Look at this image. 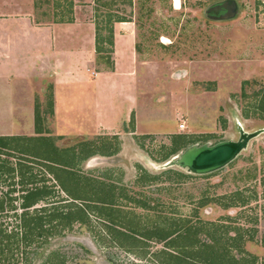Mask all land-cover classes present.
I'll return each instance as SVG.
<instances>
[{
  "label": "rangeland",
  "instance_id": "obj_1",
  "mask_svg": "<svg viewBox=\"0 0 264 264\" xmlns=\"http://www.w3.org/2000/svg\"><path fill=\"white\" fill-rule=\"evenodd\" d=\"M180 5L0 0V264H160V250L180 251L145 237L185 221L214 238L240 237L233 258L264 264V0ZM30 13L37 25L59 24L57 48H40ZM128 33L133 68L122 62ZM96 36L104 48L119 39L115 61L113 46L96 54ZM48 54L59 63L55 76L69 81L31 82ZM241 134L256 136L219 171L164 167L191 146ZM85 143L91 155L80 153ZM44 186V197L22 209L27 191ZM74 206L86 209L83 223L62 228L49 218ZM24 217L45 221L27 241L14 236Z\"/></svg>",
  "mask_w": 264,
  "mask_h": 264
},
{
  "label": "trees",
  "instance_id": "obj_2",
  "mask_svg": "<svg viewBox=\"0 0 264 264\" xmlns=\"http://www.w3.org/2000/svg\"><path fill=\"white\" fill-rule=\"evenodd\" d=\"M111 17V16H110ZM121 21V20H117ZM124 21V20H122ZM98 29V28H96ZM96 45H95V52L96 54H109L112 53V46L113 41L112 39L108 40L107 44L109 48L101 47L99 44V37L96 36ZM5 138L0 137V146L4 149L7 147L5 143ZM174 144V143H173ZM87 143L82 144L83 149L80 151V153H85L84 155H91L94 150L89 149V146L86 147ZM87 148V152L85 149ZM176 149V145L174 144L172 149H170L169 154L174 152ZM75 154V152H74ZM76 155V154H75ZM169 155H166L168 157ZM53 162V161H50ZM54 163V162H53ZM3 164L0 165V172H2V169L5 167V165L2 167ZM68 165V164H67ZM52 167V166H49ZM54 169V168H51ZM7 171L11 173L12 168L7 167ZM56 171V169H55ZM170 171V170H167ZM55 180L58 182L59 186L62 187L63 190H65V182L61 180L59 174L54 172ZM101 185V184H100ZM64 187V188H63ZM47 188L44 186L42 188H36L27 191V193L23 196V204L22 209H27L31 207L34 203L37 201H40L42 196L47 193ZM69 194L71 196H74L76 193L73 191H69ZM77 195V194H76ZM78 196V195H77ZM75 200L79 198L73 197ZM144 205V204H143ZM0 208H2V202L0 201ZM74 210L71 211H61L57 213L50 214V219H56L58 220V225L62 228H66L70 226L74 221H81L82 223L85 221L86 217V209H82L81 207L74 206ZM116 214V213H113ZM25 214H21L20 217L23 218ZM112 221V220H111ZM21 224H18L17 226V232L14 233L15 238H19L20 234L24 235L20 236L21 240L27 241V234L31 233L35 228H41L42 224L45 222L42 220L41 217L32 218V217H24L23 223L22 220L19 221ZM32 225V228H31ZM24 230V232L19 231V229ZM0 229H3L2 226H0ZM117 232V239H123L125 240L127 237V234H123L120 230H115ZM217 231V228L215 229V233ZM212 232H207L203 229L201 225L196 226L193 224H188V221H185L184 224H178L173 223L171 224L167 229L166 228H157L154 230L152 234H148L145 238L152 239L155 238L159 242H167V249H178L180 253L176 252V255L171 254L168 250H160L154 256L156 257H164L165 259H160V264H195L197 262L198 264H242L236 261L233 258L232 255V248L236 247L235 243H239V238H231L229 236H224L222 234V238H214L212 236ZM0 233H4L3 230H0ZM201 234H205V240H200L199 236ZM30 235V234H29ZM123 236V237H122ZM173 237V239H172ZM169 239V240H168ZM209 239L210 242H207L206 240ZM168 240V241H167ZM179 243V244H178ZM178 244V245H177ZM120 245L122 243L120 242ZM195 248H198L195 250ZM190 250L193 254H190ZM178 253V254H177ZM232 255V256H231ZM145 256V254H144ZM168 257V259H166ZM169 260V262H167ZM64 261V260H62ZM171 261V263H170ZM244 264V263H243Z\"/></svg>",
  "mask_w": 264,
  "mask_h": 264
},
{
  "label": "water",
  "instance_id": "obj_3",
  "mask_svg": "<svg viewBox=\"0 0 264 264\" xmlns=\"http://www.w3.org/2000/svg\"><path fill=\"white\" fill-rule=\"evenodd\" d=\"M255 136L256 134H241L237 141L191 146L164 167L178 166L195 175L214 173L232 163Z\"/></svg>",
  "mask_w": 264,
  "mask_h": 264
},
{
  "label": "crops",
  "instance_id": "obj_4",
  "mask_svg": "<svg viewBox=\"0 0 264 264\" xmlns=\"http://www.w3.org/2000/svg\"><path fill=\"white\" fill-rule=\"evenodd\" d=\"M31 15L32 13H30L29 15H26L25 17L29 18V20L26 19V22L29 21L28 27H30L31 31L34 33H39L42 35V41L39 42L41 43L40 48L43 49V47L48 48V49H52L54 50L55 48H57L58 44L60 43L59 40H57V38H54L53 32L56 31L57 27L59 26V24H55V23H49V24H43V25H37L34 23L33 20H31ZM24 18V17H21ZM18 18V19H21ZM17 21V19L15 20ZM27 26V23H26ZM45 34H47L49 37L44 36ZM117 37V36H116ZM49 39V41H46L44 43H42L44 41V39ZM121 43L124 44V48H123V57H122V62L127 64V66L131 65L133 68L134 63V58L132 55V39L130 38V33H128V35L123 36V38L120 39ZM118 42L119 39H114V46H113V59L114 61L116 60V53H117V46H118ZM39 43H35L37 46ZM29 50L30 49H34V46H30L28 45ZM40 64L41 67L39 68V76H32V78H30L31 82L34 83L35 81H37L38 83L40 82V86H43L42 83L44 84L45 82H48L49 80H53L56 79V83L60 84V82L62 81V79L64 80H70V76H55L57 72V68L56 66L59 64L58 60L54 61L53 57L51 56V54H48V56L44 57V55H40ZM137 65V64H136ZM132 71V76H138L137 73L134 74L133 70ZM48 75V76H45ZM51 84V83H50ZM55 90V89H54ZM56 94V93H55ZM53 95V102H54V107L57 108V104H58V100L56 95Z\"/></svg>",
  "mask_w": 264,
  "mask_h": 264
},
{
  "label": "bare ground",
  "instance_id": "obj_5",
  "mask_svg": "<svg viewBox=\"0 0 264 264\" xmlns=\"http://www.w3.org/2000/svg\"><path fill=\"white\" fill-rule=\"evenodd\" d=\"M173 6H174V9H176V10L180 9L181 8L180 0H173Z\"/></svg>",
  "mask_w": 264,
  "mask_h": 264
}]
</instances>
